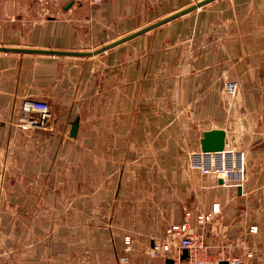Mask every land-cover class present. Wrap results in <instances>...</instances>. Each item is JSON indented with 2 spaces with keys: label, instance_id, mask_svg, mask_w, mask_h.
I'll return each mask as SVG.
<instances>
[{
  "label": "crops",
  "instance_id": "1",
  "mask_svg": "<svg viewBox=\"0 0 264 264\" xmlns=\"http://www.w3.org/2000/svg\"><path fill=\"white\" fill-rule=\"evenodd\" d=\"M191 1L0 0V48L35 50L0 49V211L3 191L29 189L34 175H55L68 160L73 166L58 170L87 188L92 208L94 187L105 186L97 197L106 196L104 219L128 264H161L154 243L185 220L213 252L251 250L261 261L249 264H264V0H215L97 54L49 53L95 52ZM236 78L243 101L227 116L221 91ZM27 99L50 105L54 133L17 129ZM213 129L226 132L218 159L234 170L228 182L195 166ZM41 133L51 137L47 145H38ZM24 137L38 143L27 146ZM19 174L31 176L21 189L11 183Z\"/></svg>",
  "mask_w": 264,
  "mask_h": 264
},
{
  "label": "rangeland",
  "instance_id": "2",
  "mask_svg": "<svg viewBox=\"0 0 264 264\" xmlns=\"http://www.w3.org/2000/svg\"><path fill=\"white\" fill-rule=\"evenodd\" d=\"M196 1L198 0L189 2L185 8L196 4ZM165 16L162 15L155 20L158 21ZM183 32L181 33L183 34ZM228 80L239 82V92L232 102L233 109L230 112L227 107L230 102L223 96L224 86L221 91V98L225 105L224 110L227 116H232L240 106V102L243 101V95L241 94V80L238 78L226 79V81ZM17 129L37 130H27L23 127H17ZM40 130H42L41 132L54 133L56 128H51L48 124ZM41 134H44V138H40ZM41 134L38 137L40 141L42 139L44 141L38 145H47L51 141V137L45 138L46 133ZM25 142H27V146L29 143H38L37 139L26 140V138ZM65 162H67L66 165L63 161L60 164V161L59 166L61 168L73 166L71 161ZM90 163L91 160L86 158L82 165L89 166ZM102 163L99 166H102ZM54 168L52 174L55 175L48 177L34 175L33 185H30L29 189L3 191L2 199L5 206L0 211L2 213L0 219V264H125L122 259L127 254L121 255L114 248L110 236L113 228L104 219L106 196L97 197V191H105V186L98 183L96 184L98 188L94 187L96 192H92V194L98 200V207L92 208L87 188L76 189L71 182L72 179L63 175V170L59 171L58 168ZM103 173L100 172L96 177L99 178V181L101 179V182L104 178ZM30 177L19 174L16 176V181L11 183L13 185L23 184L17 188L21 189L24 188L25 182ZM179 177L181 179V176ZM149 178V181L154 183L153 178L151 176ZM81 183H87V187L93 186L89 181ZM15 205L17 206L16 210L13 208ZM79 205H83V207L81 208ZM96 215L102 217L100 218L101 222H96V218L92 217ZM80 217L84 221H89L78 226L75 220H79Z\"/></svg>",
  "mask_w": 264,
  "mask_h": 264
},
{
  "label": "built area",
  "instance_id": "3",
  "mask_svg": "<svg viewBox=\"0 0 264 264\" xmlns=\"http://www.w3.org/2000/svg\"><path fill=\"white\" fill-rule=\"evenodd\" d=\"M68 2L71 0H60ZM96 5H101L103 0H92ZM239 92V82L235 80H228L225 82L223 89V96L228 99L230 103L227 104L228 111H232V102ZM50 112V105L42 100L27 99L23 102L21 107V116L16 124L17 127H23L27 130L46 127L48 125ZM215 160V162H214ZM195 166L202 172L204 176H212L213 179H223L228 182L232 180L233 168L224 165L219 161L215 154L194 156ZM218 213V208L214 207L213 211L208 214L198 216V222L204 224L211 221L214 215ZM191 216L186 213V218ZM257 227L250 228V233H256ZM130 239L126 238L125 244L127 252L130 250ZM228 247L222 246L218 252H213L200 237L195 236L190 231V224L187 220L183 224H171L165 230V237L159 243H154L151 249V254L154 258L161 260V264H166L167 260H172L174 264H221L227 262L228 264H249L256 257L251 250H245L244 253L238 255H231ZM184 251H187V257L183 258ZM261 261L260 258H257ZM125 264L129 263L128 256L122 259Z\"/></svg>",
  "mask_w": 264,
  "mask_h": 264
},
{
  "label": "water",
  "instance_id": "4",
  "mask_svg": "<svg viewBox=\"0 0 264 264\" xmlns=\"http://www.w3.org/2000/svg\"><path fill=\"white\" fill-rule=\"evenodd\" d=\"M215 0H202L192 6H189L179 12H176L174 14H172L171 16L167 17V18H164L150 26H147L133 34H130L112 44H109V45H106L98 50H96L95 52H49V53H52V54H60V55H76V56H87V55H92V54H97V53H101V52H105L107 51L108 49L120 44V43H123L125 41H128L136 36H139L143 33H146L156 27H159L163 24H166L180 16H183L193 10H196L200 7H203L211 2H213ZM2 49L3 51H35V50H21V49H10V48H0ZM78 128H79V123H78V120L76 122L73 123L72 125V130H71V134L73 136H76L77 134V131H78ZM225 145H226V132L224 130H221V129H213V130H209V131H206L204 132V135H203V138L201 140V149H202V153L206 154V155H211V154H215V155H219L220 153H223L225 151ZM220 183H223V180L220 179L219 180ZM187 257V251H184V255H183V258H186ZM166 264H174L172 260H167L166 261ZM221 264H228L227 262H222Z\"/></svg>",
  "mask_w": 264,
  "mask_h": 264
}]
</instances>
